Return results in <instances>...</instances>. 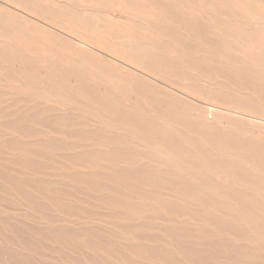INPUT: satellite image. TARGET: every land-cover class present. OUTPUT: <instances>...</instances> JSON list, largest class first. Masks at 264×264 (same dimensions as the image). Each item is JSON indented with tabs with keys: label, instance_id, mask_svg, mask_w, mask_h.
<instances>
[{
	"label": "bare ground",
	"instance_id": "1",
	"mask_svg": "<svg viewBox=\"0 0 264 264\" xmlns=\"http://www.w3.org/2000/svg\"><path fill=\"white\" fill-rule=\"evenodd\" d=\"M167 1L168 0H154V3H159V5L162 6L161 9H165L168 5ZM259 2V4L255 3L253 5L252 3H250V0H203L202 2L201 8L204 10L208 9L206 11L207 13L205 14H207L209 17L211 16L210 19H218V17H222L223 19H238L241 23L243 22L249 23V25H256L263 31L262 36L252 34L246 29H239L243 28L242 26H240V24L237 25L238 28L233 25H230L228 27L227 25L229 23H226V20H224V22L220 20V31L225 34V36H227L228 38L242 40V42H240L239 45L235 48H232V45H224L222 48H220L222 49L221 53L226 56V52L234 51L236 53L243 54L240 52L244 50V47L247 50L246 52H244L243 56L237 55V57L233 58H230L229 56L225 57L222 55L220 56L219 60L216 59V61H213V57L205 54V46L203 45V42H200V44H195L194 46H188L184 43H178L181 47L179 50H182L179 52L180 55H178L175 51H169L168 48L164 49L152 44L143 45L142 49L138 44L130 43L131 45H129V51L127 53L129 55V60H132L133 62H139L142 69L144 70V72L136 70L134 72V70H127V68L123 66L125 64L121 63L118 59L105 55L102 53V51L97 52V54L92 53L91 50H93V48L91 46H89L85 42H77L76 39H71L73 41H76V44L79 45H76L75 43L72 44L74 46L81 45L80 47L82 50H79L80 52L70 51V53L67 54V58L72 60L73 63H77L79 61H81V63H85L86 59L83 58L84 56L82 55V53H92L90 63L86 62L87 64H89L88 66L90 67V71H92L93 73L99 72L101 76L100 79L106 81L113 87L111 90L101 91L98 89L102 85L101 82L99 83L98 81H87V83H85V87H82L81 91H77L78 97H81V104L76 105L75 102H72L73 100H71L70 108H72L73 110H78L82 113L83 122H79V125L81 127H90L93 129L82 131L84 135L88 136L85 141H97L98 139H96V137H98L99 135H103L99 133L101 130L100 126L106 123L105 120L108 117L105 114L106 112L108 114H114L115 121H118V119L124 117V115L122 114V110H125V108L131 109L133 111H139V113H126V117L129 121L131 120L136 122V124L138 123L137 125L139 126L138 129L141 132V135H138L135 138L134 136H132L130 138V142L136 144L134 147H130V149H125V147L121 146L116 147L115 144H105L103 146L96 147L91 146L92 148H96V150L99 149L101 151L104 149L112 150V146H114L116 150H114V148L113 150L117 152V154H114V156L95 155L91 153L76 156H63L50 153V155L46 156L44 154H41L39 151L45 152L47 147H44L41 150L40 142H36L34 143L35 147L32 148L28 154L25 153L28 157H30L29 161L22 159V161H20L19 159L16 163L13 162V166H17L19 168L17 169V171L22 172L20 175H23L29 171L30 173L28 175H33L32 171H35L36 174L42 175V171L39 170L40 167L45 164V161L48 160L49 162V160H52V167L54 168V172H56L52 173L54 177L72 178L74 176V182L76 183V185H87V190H92L93 192H96L98 195H100L97 198L100 199L101 203H108L111 207H116L115 209L113 208V210H115L114 212L118 211L117 213L113 212L111 216H108L114 220L109 223L107 229V231L112 234V237H95L93 235L90 236L84 233L85 230L80 229L83 230V232L76 236L69 237L65 235L62 238H57V235H55L54 237H52L51 243L56 244L55 248H61L63 247V244H69L68 248L71 251L73 250V248H82V250L86 254L96 252L100 253L99 255H101V253L104 252V255H108L105 256L106 260L109 257L116 256L118 251L120 252L122 260L125 262H122L120 259L121 263L123 264H134V262H138L137 260L139 259H148L153 262L163 260L165 257V252L159 251L155 246L152 247L151 245H145V247L143 245L134 244L135 242H137V240L151 239L152 243H166V245L172 247L175 242V246L177 247V249H179V251L173 252L178 260H181L183 263L187 264H200L201 260L199 263V257L194 255V253H192V250L180 249L182 247L180 241L185 239L188 240L186 241V243H193L195 245L205 244L207 247L212 246V243L206 242L205 240H200V234L193 235L189 233L193 232L191 228L182 230L177 227V225L175 228L168 227V225L173 223V219L183 220L186 218L188 221H193L192 224L199 222L204 227L206 226V228L199 229V233H210V235L212 236L227 234L229 237L228 239H230V243H234L236 241L244 242V250L240 254L241 257L237 260L241 262V264L255 256V254L253 255V253L255 252V250L257 251L259 249L258 245L264 244V216H261L262 214H264V211L254 210V214H251V210L249 209V206H253L255 204L264 208V203H254L258 202L254 200L255 192L264 194V0H261ZM2 4L4 6H0V10L12 14L16 18L18 17L19 19L27 20L26 14H23L19 11L13 12L11 9L12 7H10L9 4ZM124 4L128 9H125L127 11L132 10L133 12L138 14L147 13V7L139 0H134L133 2H124ZM43 11L42 13H44ZM165 12L171 13L167 14L168 18L174 19L175 17H178V15L173 14L177 13L178 10L168 11V9H165ZM53 17L54 16H52V18ZM167 22L165 24H167ZM222 23H224L223 26ZM43 25H45V27L52 28L51 26H48L44 23ZM2 27H6L9 29L12 28L13 30L17 29L18 31L20 30L17 26H13L11 22L9 24L8 22H4V26L2 25ZM25 30H22V33H26V35H28L29 37L31 32ZM42 30L45 29L42 28ZM122 30H125V28ZM96 31L93 32L94 35ZM65 33H67V31ZM47 34H51V32ZM132 34V31L129 32V35ZM42 39L44 43L41 42V45L39 47L40 51L46 52L48 49L51 50L55 47L58 48L55 43L47 41V39L44 38ZM166 43H168V41ZM106 57H110V61H106ZM19 61L23 62L24 60ZM25 64L28 65V68H30L29 60H26ZM51 64L53 65L54 62H51ZM105 64L108 66H105ZM143 64H145V66H143ZM111 67L118 68L126 72V74H128L129 76L123 75L122 73H117L116 71H113ZM58 68L59 67L57 66H51V71L38 74L43 75L45 79L47 78V76H49L50 81L53 80L54 84H51L50 93L55 102H58L56 101L58 98L53 95L55 92H57L56 85L58 79L60 78ZM161 73H165L168 76H174L177 74V79L179 78L180 82L174 81L173 83L177 84V87L181 88L183 91L177 90L172 85L162 83L155 77H153V74L159 75ZM135 77L136 79H134ZM4 79L5 78H3V80ZM187 82L190 83L188 84V86H185ZM155 83L158 85H156ZM39 85L42 87L40 88L41 90H45L42 82H40ZM27 91L28 89L25 88V90H23V93L28 94L29 92ZM116 91L122 92L123 95L133 94V97L129 96L130 99L122 103V109H119L116 106V104L118 103L114 98V94ZM1 92L2 91L0 90V93ZM70 93L73 94L72 92ZM192 93L194 94V96H200L204 102L192 97ZM25 99L26 98H24V100ZM21 108L23 109L22 106ZM84 113L88 114L89 116H85ZM80 115L79 117H81ZM76 116L78 115L76 114ZM223 120L226 121L224 122ZM91 123L95 125H92ZM247 123L248 125L255 124L258 126V128L245 129L244 125ZM8 126V123L2 125L4 129H8ZM116 129H122L124 132H127L126 127L123 128V126H119ZM0 131L2 130L0 129ZM245 131H247V135L249 136L246 137V133H244ZM32 133L34 132L31 131L30 135H32ZM93 137H95V139ZM19 141L20 140L18 139L15 140L14 143H11L4 140V142L0 143V146L3 147L1 149L2 152L9 149V151L11 152H13L12 150H18L20 146ZM117 141H119L118 144L120 145L121 143H123V138H119V140ZM111 143H115V141ZM28 145L29 142H25L22 144L21 148L23 147L26 151ZM76 145L77 144L68 145L66 148L65 146L60 147L56 145L52 147V151H64V149H75L76 147H80ZM13 146H15L16 149H14ZM141 150L142 152H140ZM33 157H35V160L33 159ZM127 158L130 161V163L128 164H131L133 166L132 169L127 172L131 177L130 179L128 178L127 173L117 169H114L111 172L108 170L107 172H104L90 169V167L100 166L106 163L118 167L120 164H124ZM144 160H146V170H143V165H138L140 161L143 162ZM78 162H80L81 166L87 168L88 171H86V173L84 171H76L75 166ZM60 164H66V168H58ZM155 164H157L158 168H150ZM174 177L177 179L174 180ZM110 178H113V180L111 179V182L118 186L114 187L110 185L112 183L108 184ZM93 179H97V182ZM129 180L138 181L141 183H143V181L148 183L154 181L158 184L136 187L124 186L123 184ZM31 183L32 184L26 186L24 181L14 182L11 179L5 182L3 186H0L2 188L0 189V191L4 193V196L2 197H4V199H7L9 197H17L19 198V200L23 198V205L31 207V202L34 200V198H37L44 194L42 187L38 186V181H32ZM93 183L97 184V187H94ZM162 183L168 184V186L161 185ZM158 190H161L160 192H168L165 196L163 195L161 197L159 196L160 192H156ZM65 192L68 193V191ZM251 195H253L254 197L249 200L251 198ZM62 196L65 195H58L55 200H50L49 202L57 201V204L59 203V205H57L56 211L64 214L65 216H71V214L66 211V205L72 204V200H69L68 198ZM94 196L96 197V195ZM91 197H85L82 201L87 202L91 199ZM176 198H185L187 200H182L180 202L176 201ZM43 206L44 205H41L39 207L43 208ZM20 209L21 208H19V210ZM71 210L74 211L75 207H73V209ZM221 213H224L225 215H227V217L225 218L224 216H220ZM146 215L149 216L147 217ZM151 215L158 217V219L161 221L167 222L158 227V234L150 236V232H152L153 230L151 231L150 229L145 228V225L142 224V222L137 225L139 227H131L135 230L140 228V233H143L140 236H138L137 233L134 232L135 230H128L127 232L119 231L118 225L120 221L134 222L141 220L143 217L152 219L153 216ZM37 217L39 216H34L33 219ZM36 221L42 225L50 224L52 222L46 221L42 218L36 219ZM59 229V227L49 225L45 227L43 231L47 230L59 232ZM20 231L21 230H19V232ZM6 233L7 231L4 233H0V246L2 244V247H4L2 249L4 250H7V245H11L9 242H5L4 238L7 237ZM113 238H118L120 241L123 239L124 242H122V245H125V247H115L114 249L108 241V239ZM14 239L15 236L14 238L12 237L11 240L14 241ZM20 244L22 245L23 242H20ZM117 244L121 245V242H117ZM24 248H26V245ZM24 248L23 246H20V249H22V251H30ZM2 249L0 250L1 263L4 262V259L1 258V256H3L1 254V251H4ZM10 249L14 251L13 248ZM229 249L230 250L220 251L221 254H223V258L226 260L230 257L228 255L232 254V252L230 253V247ZM209 250H211V248H209ZM109 251L111 252V254L108 253ZM165 251L169 254L172 252V250ZM109 263L110 262L108 261V264Z\"/></svg>",
	"mask_w": 264,
	"mask_h": 264
},
{
	"label": "rangeland",
	"instance_id": "2",
	"mask_svg": "<svg viewBox=\"0 0 264 264\" xmlns=\"http://www.w3.org/2000/svg\"><path fill=\"white\" fill-rule=\"evenodd\" d=\"M43 1H45L47 5ZM128 1L133 2L134 0H124V1L122 0H58V1L57 0H22V2L21 0H0L1 2L0 6H4L2 3H5L7 5L9 4V6L12 7L11 9L13 12L19 11L27 15L26 16L27 20H22V19H19L18 17L17 18L14 17L12 14H9L6 11L0 10V90L2 91L0 93V95H2L0 96V110H1L0 111V129L2 130L0 131V143L4 142V140L11 142V143H14L15 140H18V139L20 140L19 141L20 150L19 149L17 150L16 147L13 146L14 149H16V150H12L13 152L9 151L10 149L7 151L4 150L2 152L1 149L3 147L0 146V162H1L0 163V169H1L0 186H3L5 182L11 179L14 182L24 181L26 186L29 184H32L31 183L32 181H38V186L42 187L44 191V194H42L41 196L37 198H34V200L32 201L33 203L31 202V207H27L23 205L24 203L23 198H21L20 200L17 197H9L7 199H4V197H2L4 196L3 195L4 193L0 191V217H1L0 218L1 220L0 221V227H1L0 233H4L7 231L6 233L7 237H5L4 239H5V242H9L11 244L10 246L7 245V250L2 249L4 247H2V244H1L0 250L1 249L4 250L3 251L4 253L1 251V254L4 256V258L3 256H1V258L4 259L3 263L0 262L1 264H108V261L110 262L109 264H123L121 263V261L124 262L120 255V252L118 251H117L116 256L107 258L108 260L107 261L105 259L106 258L105 256H108V255H104L103 254L104 252H102L101 255H99L100 253H96V252L86 254L82 250V248L80 249L73 248V250L71 251L68 248L69 244H63V247L55 248L56 244L51 243L52 237H54L55 235H57V238H62L65 235L72 237V236L81 234L83 230H85L84 233L86 235H90V236L93 235L95 237L96 236L97 237L99 236L112 237V234L109 233L107 229H108L109 223L113 219L108 216H111V214L115 211L113 210V208L115 209L116 207H111L108 203L107 204L101 203L100 199L97 198L100 195H98L96 192H93L92 190H87V185L86 186H83V185L81 186L78 184L76 185V183L74 182L75 181L74 176L72 178L71 177H67V178L54 177L52 173H56V172H54V168L52 167V163H51L52 160H49V162L48 160L45 161V164L42 167H40L39 170L42 171L43 173L42 175L36 174L35 171H32L33 175H28L30 171L26 172L23 175H20L22 172L17 171V169L19 168L17 166H13L14 163H16L19 159L20 161L22 160L29 161L30 157H28L26 154H28L29 151L35 147L34 143L36 142H40L41 150L44 147H47L45 152L39 151L41 154H44L46 156L50 155V153H53L56 155H63V156H76V155H84V154H90V153L95 154V155L114 156V154H117V152L114 151L116 150L114 146H112L114 150L112 148V150L104 149L102 151L99 149L96 150V148H92V147L103 146L105 144L106 145L115 144L116 147L121 146V147H125V149H130V147L132 148L136 145L133 142H130L131 141L130 138L132 136H134L135 138L138 135H141L140 134L141 132L138 129L139 127L137 125L138 123L136 124V122L134 121H131V120L129 121L126 115L129 114L130 112L139 113V111L137 110L133 111L131 109H126V108L125 110L127 111L122 110V114L124 115V117H122L121 119H118V121H115L114 114L112 113L108 114L106 112L105 114L108 117L105 120L106 123L100 126L101 130L99 133L103 135H99L100 137L99 136L96 137V139H98L97 141H85V139L88 136L84 135L82 131L93 130V129L90 127H87V128L81 127L79 125V122H83L82 113L78 110H73L72 108H70L71 100H73L72 102H75L76 105L81 104V99H80L81 97H78L77 91L78 90L81 91L82 87H85L86 85L85 83H87V81L89 82L98 81L99 83L101 82L102 85L98 88L101 91L111 90L113 88L112 85L100 79L101 76L99 72L93 73L92 71H90L89 69L90 67L88 66L89 64H87L86 62L90 63V59L92 58L91 57L92 53L97 54V52L102 51L103 54L116 58L121 63L125 64L123 66H125L127 70H132V71L134 70V72L135 70L144 72L139 62H133L132 60H129L128 58L129 55L127 53L129 51L128 50L129 45H131L132 43L138 44L139 47L142 49H143V45L152 44L154 46H159L164 49L168 48L169 51L171 50L175 51L177 52L178 55H180L179 52L182 50H179L181 47L179 46L178 43H182V44L184 43V44H187L188 46H194L195 44H200V42H203V45L205 46V54L210 57H213L212 60L216 61V59L219 60L220 56L223 55V53H221L222 49L220 48H222L224 45H232V48H235L239 45L240 42H242V40L228 38L227 36H225V34H223L220 31V28H221L219 24L220 20H222V22L226 20L225 22L229 23L227 25L228 27L230 25L237 27V25L240 24V26H242L243 28H239V29H246L248 32L252 34H257L260 36H262V33H263V31L258 26L249 25V23H243V22L241 23L240 20L238 19H230L227 17H226L227 19H223L222 17L220 18L218 17V19H215V18L210 19L211 16L209 17L207 14H205L207 13L206 11L208 9L204 10L201 8L203 0H171V1L168 0L167 1L168 5L166 6L165 9L166 10L168 9V11L178 10L177 13L172 12L173 14L178 15V17H175L174 19L168 18L167 14H171V13H167L165 12V9H161L162 6L159 5V3L155 4L154 0H150V1L149 0H139L140 2H142V4H145V6L147 7L146 8L147 13L145 14H138V13L133 12L132 10L127 11L128 9L125 6L124 2H128ZM259 1L261 0H250V3H252V5L255 3L259 4L260 3ZM42 11L44 13H42ZM199 14H200V17H199ZM115 15L118 17H116ZM52 16L54 17L52 18ZM4 22L6 23L8 22V24L11 22L13 26L14 25L17 26L20 30L19 31L17 29L13 30L12 28L9 29L6 27L3 28L2 25L4 26ZM166 22L167 24H165ZM43 23L48 26H51L53 29L45 27ZM223 25L224 23H222V26ZM25 27H26V30H25ZM42 28L45 30H42ZM124 28L125 30H122ZM22 30L31 32L30 36L28 37L26 33L23 34ZM58 30L60 31V33ZM157 30L160 32V34ZM66 31L67 33H65ZM68 31H70L71 34ZM94 31H96L95 35L93 34ZM131 31L133 32V34L129 35V32ZM50 32L51 34H47ZM42 38L47 39V41H50L52 43H55L58 46V48L55 47L54 49H51V50L48 49L46 52L40 51L39 47L41 45V42L44 43ZM72 38L76 39L77 42L78 41L85 42L86 44H88L89 46L93 48V50H91L92 53H88V52L82 53V55L84 56L83 58L86 59L85 63H81V61L77 63H73L72 60L67 58L68 57L67 54H69L70 51L77 52L79 50H82L80 47L81 45L74 46L72 44V43L76 44V41L71 40ZM155 40L157 41V44ZM167 41L168 43H166ZM76 45H79V44H76ZM246 51L247 50L244 47V50L240 52L243 54H239L233 51V52H226L225 53L226 56L225 55L223 56L225 57L229 56L230 58L237 57V55L243 56L244 52ZM10 58H13V59H10ZM106 59H107L106 61L108 60L110 61V57H106ZM19 60H24V61L20 62ZM26 60L30 61V64H29L30 68H28L27 67L28 65L25 64ZM14 62H17V63H14ZM51 62H54V64L52 65ZM51 66L59 67L58 69H59L60 78L58 79V82L56 85L57 92L53 94L59 99V100L58 99L56 100L58 102L54 101L50 93L51 84H54L53 80L50 81L49 76H47V78L45 79L43 75H38L43 72L51 71ZM105 66H108V65L105 64ZM143 66H145V64H143ZM111 69L113 71H116L117 73L128 75L126 74V72L118 68L111 67ZM176 75L168 76L165 73H161L159 75L153 74V77H155L157 80H159L162 83L172 85L175 89L183 91L181 88L177 87V84L173 83L174 81L180 82V79L179 78L177 79ZM3 78H5L4 79L5 82ZM134 79H136V77ZM40 82H42V85L45 88V90L40 89L42 88L39 85ZM43 82H46V83H43ZM189 83L190 82H187L185 86H188ZM25 88L28 89L27 91L29 92L28 94L23 93V90H25ZM70 92H72L73 94H71ZM114 95H115L114 97L115 100H117L118 102L116 106L119 109L123 108L122 103H124L125 101H128L130 97H133V94L123 95V93L120 91H116ZM191 95L195 99L199 101H203V99L200 96H194L193 93ZM24 98L26 99L24 100ZM21 106L23 107V109L21 108ZM76 114L78 116H76ZM79 115L81 117H79ZM84 115L89 116L86 113H84ZM18 120H19V123H18ZM223 121L225 122L226 120H223ZM7 123L9 125L8 129H4L2 125L7 124ZM91 124L95 125L93 123ZM20 126L22 127L24 126L25 128L24 127L22 128ZM117 126L118 127L123 126V128L126 127L127 132H124L122 129L121 130L116 129L118 128ZM244 128L245 129L246 128L257 129L258 126L255 124L248 125L247 123L244 125ZM31 131L34 132L32 133V135H30ZM244 133H246V137L249 136L247 135V131H245ZM52 138L54 139V141ZM93 138L95 139V137ZM119 138H123V143H121L120 145L118 144L119 141H117L119 140ZM113 141H115V143H111ZM25 142L26 143L29 142L28 148L26 149L27 152L25 151L23 147H22L23 149L21 148L22 144ZM72 144H77L76 146H80V147L77 148L75 146L76 150L75 149H64V151L63 150L52 151L53 150L52 147L56 145L60 147L65 146L66 148L68 145H72ZM82 146H85V147H82ZM140 152H142V150ZM33 159L35 160V157H33ZM145 161L146 160H144L143 162L140 161L138 164L139 166L143 165V170H146L147 168V166L145 165L146 163ZM128 163H130V161L127 158L125 163L120 164L121 166L119 165L118 167L106 163L100 166L90 167V169L95 170V171H104V172H107V170L111 172L112 170L117 169V170L127 173L133 167L131 164H128ZM65 166L66 164H60L58 168L65 169L66 168ZM75 167H76L75 168L76 171H84L85 173L86 171H88L87 168L80 165V162H78ZM150 168L156 169L158 167H157V164H155L154 166ZM12 172L16 174H13ZM34 172H35V175H34ZM128 178L129 179L131 178L129 174H128ZM111 179L113 180V178H110L109 182L108 181L106 182H108V184L112 183ZM175 179L177 178L174 177V180ZM93 180L97 182V179H93ZM93 184H94L93 185L94 187H97V184L95 183ZM112 184L110 185L114 187L118 186L116 184H113V185ZM155 184H158V183L154 181L149 182V183L143 181V183H141L138 181L129 180L125 182L123 185L136 187V186H149V185H155ZM161 185L168 186V184H165V183H162ZM0 189L2 188L0 187ZM65 191H68V193H66ZM160 191L161 190H158L156 192H160ZM76 192L79 194H77ZM167 192L166 191L160 192L159 196L161 197L163 195L165 196ZM58 195H65L62 197H66L69 200H72L71 202L72 204H68L70 207L66 205V211L70 213L71 216L70 215L65 216L64 214L56 211L57 205H59V203L57 204V201L49 202L50 200H55ZM94 195H96V197ZM254 196H255L254 200L258 201L254 203H264V194H259L255 192ZM254 196L251 195V198L249 200H251L252 197ZM85 197L87 198L91 197L90 199L91 201L90 200H88L87 202L82 201ZM46 198H47V202H46ZM182 200L185 201L187 199L176 198V201L181 202ZM36 201L39 203H37ZM41 205H44L43 208L39 207ZM73 207H75L74 211L71 210L73 209ZM249 207H250L249 209L251 210V214H254L253 213L255 212L254 210L264 211L263 207H260L259 205H256V204L253 206H249ZM19 208L21 209L19 210ZM117 212L118 211L114 213H117ZM221 214L220 216H224L225 218L227 217V215H225L224 213H221ZM34 216H39V217L33 219ZM146 216L148 217L149 215H146ZM261 216H264V214H262ZM147 217H143L141 220L134 221V222L133 221H127V222L120 221L118 225L119 231L121 232H127L128 230L134 231L135 229H132L131 227L137 226L140 222H142V224L145 225L144 226L145 228H148L151 231L153 230L152 232H150V236H153L159 233L158 227L160 225H162L163 223H167L166 221L159 220L158 217H155V216H153L154 218L152 217V219L151 218L149 219ZM41 218L45 219L46 221H49V222L52 221V222L50 224L42 225L36 221V219H41ZM192 222L193 221H188L186 218L183 220L173 219V223L168 225V227L175 228L177 225V227H179L182 230L191 228L193 232H189V233L193 235L200 234V237H199L200 240L211 242L212 246L207 247L205 244L195 245L193 243H186V241L188 240L184 239L180 241L182 244V247L180 249L192 250V253H194V255L199 257V260H198L199 263L201 260L200 264H212V263L213 264H241V262L237 260L238 258L241 257L240 254L244 250V244H245L244 242L236 241L234 243H230V239H228L229 237L227 234H220L217 236H212L210 235V233H205V232L199 233L198 230L201 228H206V226L204 227L199 222L195 224H192ZM49 225H54L56 227H59L60 228L59 232L47 231V230L43 231L44 228ZM9 229L11 232L9 231ZM80 229H83V230H80ZM19 230L21 231L19 232ZM134 232H136L138 236L143 234V233H140L141 232L140 228L136 229ZM11 236L13 238L15 236V239H14L15 242L11 240L12 239ZM108 241L110 242L111 246L114 249L115 247L117 248L125 247V245H122V242H124L123 239L120 241L118 238H113V239H108ZM20 242L21 243L23 242V244L21 245ZM117 242H121V245L117 244ZM134 244L136 245L139 244L143 246L151 245L152 247L155 246L159 251L165 252L164 253L165 257L163 259L165 261L161 260V261L153 262L148 259L147 260L139 259L137 260L138 262L135 261L134 264H169V263L170 264H187V263H183L181 260H178V258L175 257L174 252L179 251V249H177V247L175 246V242L173 244V247L166 245V243L165 244L164 243H152L151 239L137 240V242H135ZM25 245H26V248H24ZM49 245L52 247H50ZM20 246H23L24 249H27L30 251H27V252L22 251V249H20ZM8 247L13 248L14 251ZM229 247L231 248L230 253L232 252V254L228 255L230 257L226 260L223 258V254H221L220 251L230 250ZM209 248H211V250H209ZM258 248L259 249L257 251L255 250V252L253 253V255L255 254V256L246 260V262H244L243 264H264V244L258 245ZM165 250H172V252L169 254V253H166ZM108 253L111 254L110 251ZM188 264H191V263H188Z\"/></svg>",
	"mask_w": 264,
	"mask_h": 264
}]
</instances>
